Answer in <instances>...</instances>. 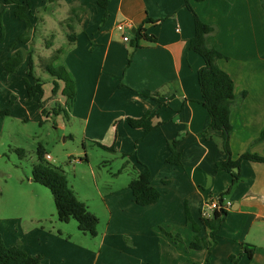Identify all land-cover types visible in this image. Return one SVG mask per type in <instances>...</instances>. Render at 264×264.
I'll list each match as a JSON object with an SVG mask.
<instances>
[{
	"label": "crops",
	"instance_id": "obj_1",
	"mask_svg": "<svg viewBox=\"0 0 264 264\" xmlns=\"http://www.w3.org/2000/svg\"><path fill=\"white\" fill-rule=\"evenodd\" d=\"M35 1L39 2L29 0L27 14L33 13ZM44 2L35 7L38 34L55 41L58 27L63 31L67 26L75 37L65 57L75 86L69 118L82 124L86 139L112 146L138 172L147 168L150 185L161 194L149 206H138L127 186L105 196L111 227L90 264H233L230 257L237 264H264V163L241 162L240 179L223 198L228 214L215 246L209 252L189 249L195 239L206 236L200 225L204 204L226 191L231 175L216 168L225 160L218 146L219 132L210 130L211 137L202 136L210 122L197 80L204 62L189 49L194 22L184 0H109L104 21L97 0L45 2L48 7ZM261 2L189 0L198 18L214 30L207 42L226 57L217 65L232 79L235 97L246 92L243 101L237 100L231 108L232 160L245 153L264 157V141H256L264 130ZM14 25V31L22 30L24 22ZM132 30L134 34L141 30L154 42L140 40L137 48L132 47ZM46 47L50 55L53 44ZM147 112L154 115L152 124H159L149 133L125 122ZM115 121L119 124L114 130ZM177 135L180 166L166 163L167 144ZM3 231L4 244L17 246L18 238L9 240ZM109 234L119 236V241L107 239ZM121 237L130 246L123 245ZM47 243L40 248L43 264H63L58 251Z\"/></svg>",
	"mask_w": 264,
	"mask_h": 264
},
{
	"label": "rangeland",
	"instance_id": "obj_2",
	"mask_svg": "<svg viewBox=\"0 0 264 264\" xmlns=\"http://www.w3.org/2000/svg\"><path fill=\"white\" fill-rule=\"evenodd\" d=\"M40 1L44 2L35 1L33 13L26 15L27 26L15 16L16 5L11 10L0 0L3 25L0 105L10 112L0 117V229L9 240L18 238L16 245L24 252L40 256L42 264L40 248H45L46 242L58 251L63 264H90L100 251L103 234L111 227V213L104 197L128 187L134 171L127 156L102 149L96 142L86 139L82 124L69 118L70 107L65 106L66 99L62 95L64 83L49 70L67 68V36L73 32L67 26L63 31L58 27L55 41L43 39L38 34L41 27L35 15ZM14 21L24 22L23 29L14 31ZM49 43L53 47L51 54L46 55ZM13 58L17 60V67L9 73L5 63ZM30 60L33 76L42 83L41 97L30 98L27 94L25 81L31 80L28 77ZM39 147L49 155V159L45 156L48 164L63 173L77 199L97 218L96 237L80 232L75 220L59 222L50 191L32 181ZM83 158L86 161H81ZM107 239L119 241V236L117 239L109 234ZM121 240L123 245L130 246L127 238L121 237Z\"/></svg>",
	"mask_w": 264,
	"mask_h": 264
},
{
	"label": "trees",
	"instance_id": "obj_3",
	"mask_svg": "<svg viewBox=\"0 0 264 264\" xmlns=\"http://www.w3.org/2000/svg\"><path fill=\"white\" fill-rule=\"evenodd\" d=\"M44 1L57 2L59 0ZM108 1L109 0H97V5L104 10L103 21L108 15ZM2 2L5 6L16 5L15 16L25 21V24L29 26V21L26 16L30 9L29 0H2ZM261 3L264 5V0H262ZM184 6L192 14L194 22V35L189 41V49L198 54L204 62L203 67L197 72V80L201 93V105L207 111L210 122L207 130L202 132V136L211 137L207 135V132L210 130L219 132L218 146L221 154L225 156V160L217 162L216 168L231 175L230 185L226 191L216 198L218 201V207L212 212L210 218H202L200 220V225L206 231V236L202 239H195V241L189 244V249L191 250H207L209 252L215 246L216 237L227 217V207L223 202V198L230 193L233 186L239 181L241 162L250 161L264 163V157L245 153L235 160L231 159L229 146L230 135L233 131L230 123L231 108L237 103V100H239V102L243 101L246 92H243L239 99L235 97L232 79L217 65L219 60L225 59L226 57L207 42L208 36L214 32L213 28L206 25L198 18L190 7L189 0H184ZM67 38L69 39L70 44L75 40V37L72 36V34L67 36ZM140 40L154 42V38L142 33L141 30H137L131 41V46L137 48ZM2 42L3 25L0 18V44ZM16 67L17 60L14 58L5 63V68L9 73L15 71ZM49 72L50 74L56 75L57 78L64 83L62 95L66 99V104L68 106L73 104L75 98V86L66 69L60 67L54 72L51 70H49ZM28 77L31 78V80L25 81L28 97H41L43 94L42 83L39 78L37 79L33 76V64L31 60L29 62ZM52 93H54V91ZM40 108L42 113L45 114L41 102ZM9 114V110L2 109L0 105V117L8 116ZM153 117V114L147 112L139 119L127 117L125 118V122L132 129L140 128L143 129L145 133H149L159 126V124H152ZM118 124L119 121L113 123L114 130ZM179 138L180 135H177L175 139L169 141L167 144L170 155L166 159V163L175 166L181 165V152L176 150ZM256 141H264V130L261 131ZM97 144L102 149L115 152L112 146L105 147L100 143ZM37 154L38 162L32 168V181L50 191L58 221L61 223H68L70 220H75L80 232L96 237L97 218L89 212L85 204L77 199L63 173L48 164L45 160L46 154L40 147L38 148ZM123 156L126 157V155ZM81 161H86V158L81 159ZM133 171L134 177L128 184V189L131 191L134 202L138 206H149L156 203L160 199L161 194L150 185L149 170L145 168L144 171L138 172L133 168ZM172 241L174 242L175 239L172 238ZM230 259L233 264H237L235 257H230ZM0 264H42V258L40 256H31L27 254L19 246L7 247L0 236Z\"/></svg>",
	"mask_w": 264,
	"mask_h": 264
},
{
	"label": "built area",
	"instance_id": "obj_4",
	"mask_svg": "<svg viewBox=\"0 0 264 264\" xmlns=\"http://www.w3.org/2000/svg\"><path fill=\"white\" fill-rule=\"evenodd\" d=\"M124 28V26H121V30ZM129 39H127L126 36L123 37L124 42H128ZM46 159H49V155H46ZM218 207V201L217 199H211L208 200L204 204L203 212H202V217L203 218H210L212 215V212Z\"/></svg>",
	"mask_w": 264,
	"mask_h": 264
},
{
	"label": "water",
	"instance_id": "obj_5",
	"mask_svg": "<svg viewBox=\"0 0 264 264\" xmlns=\"http://www.w3.org/2000/svg\"><path fill=\"white\" fill-rule=\"evenodd\" d=\"M132 33L134 34V30H132Z\"/></svg>",
	"mask_w": 264,
	"mask_h": 264
}]
</instances>
